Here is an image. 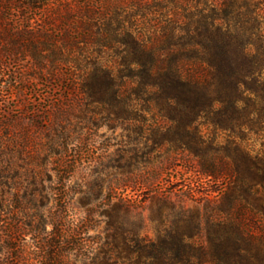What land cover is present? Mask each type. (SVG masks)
<instances>
[{
	"label": "trees",
	"instance_id": "16d2710c",
	"mask_svg": "<svg viewBox=\"0 0 264 264\" xmlns=\"http://www.w3.org/2000/svg\"><path fill=\"white\" fill-rule=\"evenodd\" d=\"M126 1L80 0V14L74 16L75 10L71 8L54 10L60 0H0V112L6 96L18 93L17 88L31 79L68 81L63 72L69 62L67 52L91 48L101 57L118 47L122 49L119 54L124 55L120 56L118 67H134L133 71L116 75L98 59L89 64L88 72L73 78L77 97L88 106L104 108L103 113L109 118L119 119L135 106L148 105L160 118L187 129L194 127L199 132L198 126L208 125L236 135L248 130L264 140V12L251 8L252 3H264V0H170L179 10V23H165L155 30L153 39L148 34L134 32V25L120 18V7ZM146 1L130 0L140 17L151 11ZM111 3L118 6L111 17L95 9ZM13 4L21 14L9 22L4 13ZM6 58L14 64L24 61L29 65L26 71L31 74L23 71L22 81L16 80V72L6 74ZM76 59L71 60L75 65ZM129 85L131 88H127ZM0 124L10 127L9 123ZM2 134L0 179L5 171L18 167L16 161L3 159ZM199 140L176 138L174 148L186 151L196 160L199 175L225 181L221 192L227 202V210L221 211L225 218L206 223L205 240L195 250L189 241L204 237L199 235V225H194L196 234L169 236L151 244L154 256L145 258L139 254V259L150 260L149 264H160L157 258L167 256L177 264H191L192 260L198 264H264L261 239L237 216L236 208L241 194H248L258 181L263 189L258 213L264 220V141L260 153L252 159L245 150L240 151L244 154L239 159L220 151L215 155L221 157L208 159ZM11 154L12 158L17 155ZM5 202L0 198V218L6 219V226L0 225V253L6 250L9 257L7 262L0 258V264H49L53 257L49 251L55 246L46 238L66 232L61 214L68 202L59 204L50 220L40 213L42 203L29 202L27 208L34 214L28 217L27 230L21 221L14 219L24 208L4 206ZM86 212L81 221L68 223L69 233L78 228L87 229V217L94 210ZM108 216V229L119 232L127 229L123 221ZM47 225L52 226L49 232ZM28 233L38 238H32L33 249L26 253V245L18 246L15 242L17 236ZM57 248H61L60 244Z\"/></svg>",
	"mask_w": 264,
	"mask_h": 264
},
{
	"label": "rangeland",
	"instance_id": "374dc122",
	"mask_svg": "<svg viewBox=\"0 0 264 264\" xmlns=\"http://www.w3.org/2000/svg\"><path fill=\"white\" fill-rule=\"evenodd\" d=\"M150 2L147 0L146 5L151 11L140 17L141 13L127 0L120 7V18L129 20L134 32L153 39L155 30L165 23H179L180 16L176 4L171 5L170 0ZM59 5L54 6L55 11L71 8L75 10L74 16L80 14V0H60ZM8 7L4 16L9 22L16 20L20 9L16 4ZM117 7L111 3L95 9L111 17ZM251 8L264 12V3H252ZM36 15L41 16L37 12ZM90 49L67 52L69 62L63 72L68 81L31 79L19 85L18 93L4 99L0 123H9L10 127L0 124L3 159L16 161L18 167L3 171L4 177L0 179V198L6 201L3 205L24 208L14 219L21 221L25 230L29 228L28 217L34 214L27 208L29 202L42 203L40 213L49 220L59 204L68 202L61 214L66 232L68 223L76 224L86 217L87 210H94L87 217V229L78 228L63 235L57 232L54 238L53 235L46 238L55 246L49 251L53 256L49 264H149L150 260H140L139 254L145 258L154 256L151 244L169 236L196 234L194 225H199V235L204 237L189 241L195 250L205 240L206 223L225 218L221 213L227 210V202L221 195L225 181L199 175L196 160L186 151L176 150L174 140L200 138L208 159L221 154L239 159L240 151L244 150L252 159L260 153L264 140L248 130L236 135L208 125L198 126L199 132L194 127L187 129L160 118L148 105L127 110L123 118H109L103 113L104 108L88 106L78 98L73 78L88 72L89 64L98 59L116 75L129 73L134 67H118L120 56H124L119 54L122 49L118 47L101 57ZM74 58L76 65L71 61ZM5 61L8 65L5 73L16 72V80H24L22 72L29 65L24 61L14 64L7 58ZM216 151L221 154L215 155ZM11 153L17 154L15 158ZM255 182L248 194L242 193L238 198L237 216L260 237L264 249V220L257 206L263 202V189ZM64 192L67 194L63 195ZM108 215L123 221L127 229L123 232L108 229ZM1 220L0 225L5 227L6 219ZM51 228L47 225V232ZM17 237L15 244L26 245V253L33 249L32 238H38L33 233ZM58 244L61 248H57ZM138 245H142V252ZM8 257L6 250L0 253L6 262ZM157 259L160 264H177L169 256ZM191 264L198 263L192 260Z\"/></svg>",
	"mask_w": 264,
	"mask_h": 264
}]
</instances>
